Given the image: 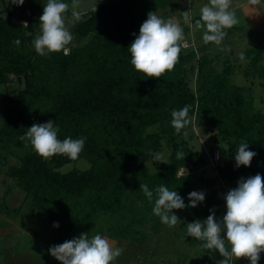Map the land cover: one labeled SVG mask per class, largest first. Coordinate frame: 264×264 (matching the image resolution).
I'll return each instance as SVG.
<instances>
[{
    "label": "trees",
    "instance_id": "16d2710c",
    "mask_svg": "<svg viewBox=\"0 0 264 264\" xmlns=\"http://www.w3.org/2000/svg\"><path fill=\"white\" fill-rule=\"evenodd\" d=\"M170 2L106 0L71 24L75 45H67V54L40 56L33 41L40 30L43 5L38 0H24L21 6L0 0V86L19 87L5 94L8 103L0 126V150H21L17 165L8 166L5 176L21 192L25 211L10 209L5 203L0 210L23 218L43 216L48 224L57 223L51 230L53 246L84 233L89 239L104 233L109 239L143 242L142 227L149 225L155 233L162 226L152 214L155 189L161 185L183 199L186 207L178 211L186 223L206 220L210 209L216 214L221 191L211 182L205 185L204 201L187 207L193 191L186 175L206 160L183 138L188 125L179 134L171 126L172 111L185 105L190 119L216 132L213 143L218 145L219 160L211 166L219 181L237 184L256 174L264 177V113L255 109L244 87L231 83L235 70L231 63L224 61L216 71L207 52L196 57L191 42L186 48L180 46L173 70L159 79L133 71L127 49L147 14H157ZM64 16L72 18V13L67 10ZM16 39L19 45L13 43ZM263 49L260 40L242 51L246 62L242 73L260 80L264 89ZM192 60L193 89L185 68ZM49 120L58 127L61 141L86 138L77 159L54 155L45 160L26 146L21 137L27 129ZM242 140L256 156L249 167L236 168L234 158ZM163 145L168 150L166 160L154 159ZM177 152H183L184 159ZM79 159L88 163L87 169L59 172L63 165ZM140 184L153 191L151 201ZM99 217L102 225L97 224ZM185 242L193 244L188 236Z\"/></svg>",
    "mask_w": 264,
    "mask_h": 264
},
{
    "label": "clouds",
    "instance_id": "9594fccd",
    "mask_svg": "<svg viewBox=\"0 0 264 264\" xmlns=\"http://www.w3.org/2000/svg\"><path fill=\"white\" fill-rule=\"evenodd\" d=\"M23 3L24 0H12V4L17 6ZM260 3L261 0H248L249 5ZM231 4L232 0H209V3L200 9V20L197 23L205 29V43L220 45L227 34L225 29L238 23L235 11L231 10ZM78 6L79 0H72L73 9ZM68 8L69 5L60 0H47L43 6L42 15L39 17L40 33L33 41L38 55L48 56L59 52L67 54L70 51L67 45L73 40V36L64 17ZM183 16L187 21L189 11L184 12ZM81 19L82 13L73 11L69 23L74 25ZM181 41H184L183 29L177 23L171 19L165 21L155 12H149L147 19L140 26L139 34L127 49L133 71L146 78L159 79L166 72L173 70L178 62ZM13 43L19 45L20 40L16 39ZM222 50L230 51L228 48ZM239 58L243 61L244 54L241 53ZM188 112L187 105L172 111L171 126L177 134L190 123ZM58 131L54 121L49 120L43 124H33L21 139L42 159L47 160L54 155L77 159L83 151L86 138L67 137L61 141L57 138ZM247 149L248 143L242 140L234 158L236 168L249 167L256 156L254 151ZM153 155L156 160L163 158L161 153ZM177 157L184 159L185 154L177 152ZM139 189L149 201L152 200L153 191H150L146 184H140ZM155 196L157 198L152 214L158 216L162 224L174 227L180 222L174 210L186 207L183 199L175 190H169L164 185L155 189ZM204 199L203 192L193 191L188 195L187 207L195 208ZM223 199L226 213L222 219L217 220L215 209H210L206 220L187 224L186 236L202 241V248L218 252L223 257L218 264H234L241 259L249 261V264H258L260 254L264 253V177L256 174L247 179H240L237 186L229 190ZM48 252L59 264H112L122 254L123 249L114 248L108 239L99 234L89 239L87 233H84L78 238L51 246Z\"/></svg>",
    "mask_w": 264,
    "mask_h": 264
},
{
    "label": "rangeland",
    "instance_id": "374dc122",
    "mask_svg": "<svg viewBox=\"0 0 264 264\" xmlns=\"http://www.w3.org/2000/svg\"><path fill=\"white\" fill-rule=\"evenodd\" d=\"M38 1L43 6L47 3V0ZM104 1L106 0H79V6L75 9L72 7V0L64 3L69 5L70 13L79 11L83 14L94 10ZM208 3L209 0H171L170 4L165 9L159 10L156 15L165 21L171 19L177 23L183 29L185 43L192 42L193 48L195 47L196 57L207 52L210 63L216 71L221 69L224 61L231 63L235 67L234 73L230 77L231 83L244 87L246 89L245 96H250L255 109L264 113V89L260 86V80L243 76L242 70L246 62L239 58L243 50L255 46L260 40L264 41V0L255 6L249 5L248 0H232L231 10L235 11L238 23L229 28L230 30L225 29L227 34L220 45L212 42L205 43L203 40L205 29L197 23L200 20V9ZM187 11H189V19L186 21L183 13ZM64 17L66 26L71 32V23H69L71 18ZM39 33L40 30H36L35 37ZM182 44L185 45L184 42ZM73 45H75L74 36L68 46ZM202 46H205L204 49H200ZM225 48L230 51H223L222 49ZM262 55L264 63V49ZM194 66V60L185 65L187 82L192 89L195 71L190 67L194 68ZM18 88L17 84L0 86V126L5 118V107L8 103V97L5 94L11 89L16 92ZM183 138L188 140L192 149L202 153L206 160L201 168L187 173V181L192 191L203 192L208 182L221 191L222 202L215 214V218L221 220L226 213L223 197L237 184L219 181L209 163L210 147L216 139V132L204 125L196 124L191 118L183 133ZM20 152L21 150L12 148H9L8 152L0 150V208L2 203H5L4 205L10 209L21 207V212H24L25 208L21 206V192L5 176L8 166L17 165V156ZM161 154L163 156L161 161H165L168 150L164 145ZM147 166L151 171L153 170L149 164ZM87 168L88 163L79 159L76 162L63 165L59 172L63 173L71 169L82 171ZM174 214L180 220L174 227L162 224L159 231L153 233L149 229V225H145L140 229L145 235V240L137 244L109 239L102 233L101 236L108 239L114 248L123 249L122 254L112 264H218L223 257L218 252L202 248L200 246L202 241L191 237L192 245L185 242L187 224L189 223L184 221L183 214L178 210H174ZM102 219L99 217L97 224L102 225ZM183 222L185 224L181 227L179 224ZM54 223L48 224L43 216L23 218L0 210V264H59V261L48 252L49 248L53 246L51 230L54 228ZM234 264H249V261L241 259L235 261ZM258 264H264V253L260 254Z\"/></svg>",
    "mask_w": 264,
    "mask_h": 264
},
{
    "label": "built area",
    "instance_id": "2783aa9c",
    "mask_svg": "<svg viewBox=\"0 0 264 264\" xmlns=\"http://www.w3.org/2000/svg\"><path fill=\"white\" fill-rule=\"evenodd\" d=\"M27 13V12H26ZM184 42L185 45H183L182 43ZM192 45L191 43H185V41H182L180 43V46L182 48H186L187 46ZM209 163L210 165H214L215 162H217L219 160V152H218V145L216 143H213L210 147V153H209ZM181 172V170L179 169V171L177 172V175H179ZM57 226V223H54V227Z\"/></svg>",
    "mask_w": 264,
    "mask_h": 264
}]
</instances>
